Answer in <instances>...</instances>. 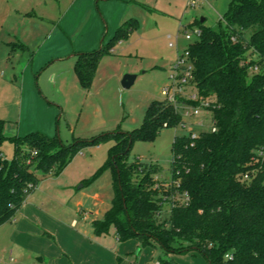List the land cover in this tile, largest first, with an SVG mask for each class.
Returning a JSON list of instances; mask_svg holds the SVG:
<instances>
[{
  "label": "trees",
  "instance_id": "16d2710c",
  "mask_svg": "<svg viewBox=\"0 0 264 264\" xmlns=\"http://www.w3.org/2000/svg\"><path fill=\"white\" fill-rule=\"evenodd\" d=\"M224 20L220 29L201 22V35L187 48L191 82L211 99L216 130L175 138L171 181L156 180V165L128 158L136 137L153 138L184 122L168 99L150 102L144 122L132 131L70 145L40 130L16 137L12 160L4 156L6 121L0 119V225L35 190L38 173H60L82 147L112 139L104 168L113 171L114 196L103 217L93 221L96 234L114 226L119 241L158 244L166 254L199 251L209 264H264V0H232ZM133 26H120L106 47L78 54L75 72L85 89L104 52ZM159 262L170 264L162 256Z\"/></svg>",
  "mask_w": 264,
  "mask_h": 264
},
{
  "label": "rangeland",
  "instance_id": "374dc122",
  "mask_svg": "<svg viewBox=\"0 0 264 264\" xmlns=\"http://www.w3.org/2000/svg\"><path fill=\"white\" fill-rule=\"evenodd\" d=\"M73 1L0 0V119L6 121L3 152L8 160L15 156L14 138L36 130L50 137L58 135L62 143L70 145L140 127L150 102L167 98L163 90L174 84V66L188 45L198 39L195 30L201 19L205 18L204 23L215 29L225 27L224 17L232 2L202 0L193 6L191 0H98L100 6L94 7L102 33L97 49L101 44L106 47L114 36L111 24L115 19L124 27L134 26L127 38L116 41L109 52H104L87 90L76 75L75 58L54 61L56 57L49 55V48L39 47L50 27L70 10ZM246 33L250 35V31ZM21 38L29 39L30 50L19 44ZM126 74L137 76L130 88L122 85ZM183 107L179 111L186 126L173 124L162 128L153 138L134 139L129 161L156 165V180H172L173 144L177 136L189 134L190 128L197 134L212 129L210 113L199 125L198 116L186 115ZM113 143L108 139L88 144L60 173H38L40 180L27 196L33 195L30 203L41 206L66 228H73L76 221L79 225L74 229L81 232L87 217L102 218L114 196L113 171L104 168ZM169 211L170 204L166 203L165 213ZM86 228L90 231L86 239L63 237L68 246L72 244L80 264H156L160 256L170 264H209L199 251L166 254L158 244L143 246L136 239L121 242L114 226L100 235L91 225Z\"/></svg>",
  "mask_w": 264,
  "mask_h": 264
},
{
  "label": "crops",
  "instance_id": "0c3cea01",
  "mask_svg": "<svg viewBox=\"0 0 264 264\" xmlns=\"http://www.w3.org/2000/svg\"><path fill=\"white\" fill-rule=\"evenodd\" d=\"M94 6H100L98 0H74L69 6L70 10L50 27L47 37L42 40L39 47L49 48L51 53L49 55L56 57L54 61L65 58H75L77 61L79 53L97 50L102 25L96 16ZM90 16L92 24L89 22ZM111 25L114 35L122 26L116 19ZM85 26L86 30L83 29ZM80 30L84 32L79 33ZM9 35L13 36L11 33ZM15 37L19 35L15 34ZM19 41L24 49L30 50L29 39L21 38ZM32 196L25 200L12 220L0 225V264H8L9 261L10 264H80L78 256L73 253L72 244L68 246L63 237L81 236L86 239L90 232L86 226L91 225L94 231L93 221L96 219L87 217L82 232L74 229L79 225L76 221L73 228H66L60 220L48 214L41 206L30 203ZM9 248H12L11 255L6 263ZM158 263L160 264L159 261L156 264Z\"/></svg>",
  "mask_w": 264,
  "mask_h": 264
},
{
  "label": "built area",
  "instance_id": "2783aa9c",
  "mask_svg": "<svg viewBox=\"0 0 264 264\" xmlns=\"http://www.w3.org/2000/svg\"><path fill=\"white\" fill-rule=\"evenodd\" d=\"M202 0H191L190 5L196 6ZM195 32L198 36L201 35V29L197 28ZM187 38L190 39V34L187 33ZM175 72L171 74L173 83L171 86L163 90L164 95L167 97L170 102L174 103L175 106L179 109L180 106H184L186 115H195L197 117V123L199 125L203 124V119L205 118L206 113H210L211 99L202 96L197 88L191 82L193 79V66L189 60L188 50L182 54L177 63L174 66ZM190 107L192 111L188 109ZM212 116V114H211ZM213 121V119H212ZM213 131L216 130L214 123H212ZM167 125V124H165ZM183 125L186 126L185 122ZM192 139H196L199 134L195 133L192 128H190V133ZM249 175H246L248 177ZM158 186V185H157ZM189 196L185 195V200H188ZM159 264V263H158Z\"/></svg>",
  "mask_w": 264,
  "mask_h": 264
},
{
  "label": "water",
  "instance_id": "95a60500",
  "mask_svg": "<svg viewBox=\"0 0 264 264\" xmlns=\"http://www.w3.org/2000/svg\"><path fill=\"white\" fill-rule=\"evenodd\" d=\"M202 22L205 21V18H202L201 19ZM136 75L135 74H126L124 77H123V80H122V85L125 87V88H130L135 80H136ZM41 260V259H40Z\"/></svg>",
  "mask_w": 264,
  "mask_h": 264
}]
</instances>
